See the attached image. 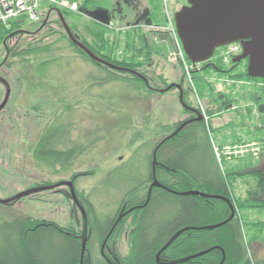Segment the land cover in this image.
<instances>
[{
	"label": "rangeland",
	"instance_id": "obj_1",
	"mask_svg": "<svg viewBox=\"0 0 264 264\" xmlns=\"http://www.w3.org/2000/svg\"><path fill=\"white\" fill-rule=\"evenodd\" d=\"M184 3L185 0H166L163 6L162 1H157V24L167 26L164 8L166 17L173 22L174 13ZM66 21L89 46L97 42L90 30L109 38L105 49L101 50L112 53L113 59L127 60L135 54V49L142 46L138 32L130 36L121 34L120 29L125 25L120 28L119 21H114L109 30L81 14L72 13ZM41 28L39 23L23 21V33L20 35L13 33L5 38L0 31V65L7 62L4 73L11 86L9 101L0 112V198L8 199L37 186H55L78 174L75 185L86 205L88 229L92 230L86 256L92 264H108L102 253L104 242L97 233H93L94 222L114 219L120 203L127 196L146 198L149 188L146 183L149 174L147 158L161 136L170 132L173 124L183 117L184 111L176 88L159 94L147 90L144 83L130 76L119 80L121 78L115 73L108 74V70L76 52L65 29L56 22L44 30ZM162 30L171 34L166 29ZM172 41L176 43L175 39ZM48 45L49 51L36 50ZM219 50L215 56L219 55ZM160 51V55L165 52L164 48ZM160 55L152 57L155 67L148 69V73L158 88L166 90L171 86L167 84L178 82L180 71L185 73V69L177 48L169 59ZM53 59L57 60L51 62ZM177 64L180 65L177 67ZM109 76L116 80L104 82ZM194 83L199 96L204 99V88L198 80L194 79ZM230 84L227 93L233 90L237 96L248 94V89L239 81ZM5 94V86L0 83V104ZM245 105V102L240 104L242 107ZM49 131L62 133L57 147L67 150L76 147L80 151H76L63 165H45L36 158V149L40 138ZM209 132L212 131L209 129ZM251 148L259 155L244 151L246 159L243 161L261 157L263 148L258 142ZM262 155L261 166H264ZM200 157L198 163L205 171L215 170L209 156L202 154ZM238 163L239 160L235 161ZM219 167L228 169V162L219 163ZM242 167L235 166L237 171ZM254 184L252 182L251 186ZM62 186L23 198L9 206L0 204V223L9 216L22 215L37 221L54 222L81 236L83 216L78 210L79 224L73 215V200L59 193ZM244 189L241 186L240 192L243 193ZM132 190L137 193L131 194ZM168 211L169 208L164 206L155 216L164 217ZM242 213L245 221L249 218L256 221L264 219V210L251 209ZM134 215L127 218L123 231L109 240L110 244L116 243L122 256L129 253ZM255 250L259 258H264V242L258 243Z\"/></svg>",
	"mask_w": 264,
	"mask_h": 264
},
{
	"label": "trees",
	"instance_id": "obj_2",
	"mask_svg": "<svg viewBox=\"0 0 264 264\" xmlns=\"http://www.w3.org/2000/svg\"><path fill=\"white\" fill-rule=\"evenodd\" d=\"M71 1L78 2L81 6L93 0ZM148 1L154 6L152 10H155V14L158 9L157 1H162L163 6L165 5L164 0ZM52 8L53 6L46 8L45 17L39 24L42 25L45 22ZM163 14L166 18L165 8ZM23 21L25 20L13 21L8 30L0 25V31L5 38L13 33L20 35L23 33L21 31ZM59 25L64 27L61 23ZM47 27L48 24L41 29L44 30ZM89 33L96 38L95 45L89 46L85 41L82 40V42L92 49L96 47L105 49L109 38L105 39L101 33L100 35L95 34L93 30ZM170 36L172 38L171 34ZM70 42L76 52L85 55L72 41ZM49 47L50 45L36 50L49 51ZM9 51L12 52L10 49ZM110 55L112 57L107 54L103 55V58L110 63L128 66L126 63L113 59L112 54ZM218 58L223 61L220 56ZM56 60L53 59L51 62ZM260 131H262L261 128ZM204 133L206 135L204 142L196 135V132H193L192 139L182 141L176 148L172 146L171 139L162 144L157 150V159L162 163V167L156 170V176L161 184L173 191H199L210 197L181 196L164 189H154L149 205L143 211L134 213L135 224L130 232L128 255L122 256L115 242L110 244L109 241L105 245L103 255H106L110 262L115 261V264H165L209 251L179 264H221L224 258L223 264H264V258H259L255 250L258 243L264 242V219L256 221L249 218L245 221L242 213V211L248 212L251 209L264 210V166H261L264 137L257 141L263 148L261 157L254 159L248 157L249 161H243L246 159V151L250 153L254 150L251 146L224 149L218 144L215 145L214 140L211 141L213 136L211 135L212 138H210L206 129ZM61 134L49 131L40 138L36 158L45 165L52 167L63 165L71 160L76 151H80L76 148L67 150L57 147ZM82 150L85 152V149ZM154 151L153 149L147 158L149 161L148 178L153 176L151 163ZM202 154L209 156L215 170L208 172L203 169V166L201 167L202 164L198 163V159H201ZM252 154L259 155L255 151H252ZM238 160L240 163L235 164ZM224 161L228 162L229 168L221 170L219 163L223 164ZM237 165L243 167L237 171L235 168ZM252 182L255 183L253 187ZM146 183H149V180ZM241 186L245 188L243 193L240 192ZM130 193L137 192L132 190ZM125 201H127L128 208L138 202V199L127 196ZM164 206L169 208L167 215L157 218V213L161 212ZM232 210L235 213L233 220L214 230L204 229L226 221L232 215ZM126 220L125 218L116 226L109 239L123 231ZM115 222V219L96 220L92 227L93 233H97L104 242ZM185 228L189 230L180 235L161 254L158 262L159 251L178 231ZM79 237L76 231L64 229L51 221H37L22 215L9 216L0 223V264H81L82 241ZM106 262L112 264L107 260ZM83 264H92L88 256H85Z\"/></svg>",
	"mask_w": 264,
	"mask_h": 264
},
{
	"label": "flooded vegetation",
	"instance_id": "obj_3",
	"mask_svg": "<svg viewBox=\"0 0 264 264\" xmlns=\"http://www.w3.org/2000/svg\"><path fill=\"white\" fill-rule=\"evenodd\" d=\"M184 5H187L186 0L183 6ZM82 6L89 8L90 10L102 8L108 11L111 23L109 26L101 24L102 26L110 29L114 21H119L121 24L119 26L120 28L125 25V27H123L124 29H120L123 36L134 35V33L138 32L140 35L138 40L142 41V46H140V48L138 49H135V54H132L129 59H117V61L126 63L128 64V66L111 63L114 66L122 68L123 70L111 68L110 66L103 65L98 62H95V64L105 70H108L107 72L110 75H114L113 73H115L116 77L119 76L121 78L119 80H122L125 76H130L135 81L144 83L147 90L161 94L162 88H158L157 85L153 82V78L148 73V69L155 67V63L153 62L154 59L152 57L160 55L161 48H164L165 52L159 57L165 56L166 59H169L174 49H176V46L171 39L170 33L161 30L162 27L157 24L155 10H152L154 6L151 5L148 0H93L88 4L83 3L81 7ZM54 9L56 8L53 7L49 11L50 16L47 22L48 27L52 24L55 25V22L58 24V26H60V23L63 25L59 15L55 12ZM147 10H150V14L154 23L152 27H148L145 25V22L148 18ZM70 14L72 13L68 11L63 13L65 20L68 19V16ZM73 14L78 15L80 13ZM53 16L55 18L57 16L58 19L53 18ZM167 19L169 18L166 17V20ZM73 33L80 37L77 32ZM235 45L238 47V52L236 55L231 56L227 61H221L218 58L220 54L227 49V47L220 48L218 56L214 55L211 60L204 63L194 65L187 59L191 66L189 74H186V72L184 73V71L181 70V75L178 78V82L167 84L173 85L172 88H176V90L178 91V100L180 106L184 111V115L181 119L173 124L170 132L161 136L159 141L155 144L154 150H158V148H160L162 144L170 139L172 140V146L176 148L182 143V141H189L190 139H192L191 134L193 132H196V135H198V137H200L204 142L206 140L204 129H206L208 133L213 136L214 143L220 145L224 149L252 146L257 144L259 138H263L264 78H255L248 75V57L235 61L244 54V50L241 44L235 43ZM78 49L81 50L80 48ZM89 49L101 58H103V55L107 54L112 57L110 53H104L105 51L101 50L98 47H96L95 49ZM6 63L7 62L3 63V65H0V76L4 77V79H7L4 73V68L7 65ZM179 65L180 64H177L176 66L178 67ZM130 71H135L139 75L132 74ZM210 75H212L213 77L210 78ZM156 77L159 78L158 75H156ZM194 79L198 80L200 86L204 88V99L199 96L196 90L197 88L194 85ZM115 80L116 78H111L109 76L103 81L110 83L114 82ZM236 80L239 81L240 84H242V87L248 89V94H241L240 96H237L235 94L236 92H234L233 90L227 93V86L232 85L230 83ZM177 85H181V89L177 88ZM234 85L237 86V84ZM217 86L220 87L218 88L219 90L216 89ZM199 100L202 101V103H200ZM243 102L246 103L244 107L240 106V104ZM214 124H216V126ZM260 128L262 129V131H260ZM209 129L212 132H209ZM157 161L158 164L154 166L152 158L151 170L153 176L151 178H147L149 180V188L146 198L138 199V202L134 203L133 206L128 208L127 201H125L126 199H123V201L120 203L117 214L115 215V220L118 219L122 212H126L131 208H134L133 212L125 216L121 221H123L125 218L127 219V217L131 215H134L136 211H143L149 205L153 197V190L160 189L156 187L152 189L150 201L145 206L148 200V195L152 183L155 179H157L156 170L162 167V163L158 159ZM77 176L78 174L72 176L69 180H65L62 182L73 184L76 195L78 197V201L84 208V206L86 207L85 202L80 198L75 185L78 178ZM62 188L63 189L59 188V193L72 200L70 186L65 184L62 186ZM78 210L81 212L78 206L76 208L73 207V215L76 217L78 223L81 224L78 219ZM88 231L90 232V240L92 235L91 228H89ZM109 240L107 241V243L109 242ZM103 256L109 263L115 264V261L110 262L106 255Z\"/></svg>",
	"mask_w": 264,
	"mask_h": 264
},
{
	"label": "water",
	"instance_id": "obj_4",
	"mask_svg": "<svg viewBox=\"0 0 264 264\" xmlns=\"http://www.w3.org/2000/svg\"><path fill=\"white\" fill-rule=\"evenodd\" d=\"M187 5H184L180 10L176 11L173 16L174 26L182 45V49L189 60L194 65L199 63H204L211 60L216 51L220 48L229 46L231 44L240 43L243 47L244 54L236 59L238 61L242 58H249L248 75L255 78H264V0H186ZM59 15L64 29L68 34L69 39L80 48L92 61L98 62L103 65L110 66L111 68H116L123 70L120 67L114 66L105 59L96 55L92 50L88 48L80 39L78 35H75L67 21L64 18L62 11L58 8L54 9ZM80 13L87 16L93 21L109 26L111 19L108 15V11L98 8L95 10H90L86 7H80ZM147 20L145 25L152 27L154 25L150 10H147ZM50 12L48 13L45 22L42 27L47 24L49 20ZM169 23V19L166 20ZM132 74L139 75L135 71H130ZM0 83L5 86L6 94L3 102L0 104V112L6 107L10 95L11 86L6 79L0 76ZM173 85L169 86L166 90H161L162 92L170 90ZM177 88L181 89V85H177ZM157 161V149L153 154V165L156 166ZM69 185L72 195V200L74 202V207L80 208L83 216V234L79 237L82 241L81 249V264H83L84 258L87 254V243L90 237V232L88 231V216L84 208L80 205L78 197L76 195L75 189L72 183H61L58 185H46L39 186L22 191L11 198L1 199L0 204L4 206H9L23 198L42 193L45 191L53 190L58 186ZM160 188L170 193L181 195V196H202L210 197L199 191H187V192H176L173 191L163 184H161L157 179L154 180L149 191L148 200L145 206L149 203L151 198L152 189ZM134 208L122 212L115 222V225L107 238L105 239L102 247V253H104V247L112 235L116 226L121 222V220L133 212ZM235 213L232 210V215L224 222L210 225L204 229L214 230L219 227L224 226L228 222L234 219ZM189 228L182 229L178 231L159 251L157 254V261L161 259V254L167 250L172 243ZM209 251H204L194 256H189L184 259L175 260L167 262L165 264H179L187 262L195 257L206 254ZM223 259L222 263L224 262Z\"/></svg>",
	"mask_w": 264,
	"mask_h": 264
},
{
	"label": "built area",
	"instance_id": "obj_5",
	"mask_svg": "<svg viewBox=\"0 0 264 264\" xmlns=\"http://www.w3.org/2000/svg\"><path fill=\"white\" fill-rule=\"evenodd\" d=\"M166 1V0H164ZM53 6L70 13H80V4L71 0H0V25L10 28L15 20H25L29 23H41L46 14V8ZM81 14V13H80ZM170 21V20H169ZM175 39V46L181 55V61L186 74H189L190 63L182 49L174 24L170 21L166 27ZM227 49L220 54V58L227 61L231 56L236 55L238 47L235 44L226 46Z\"/></svg>",
	"mask_w": 264,
	"mask_h": 264
}]
</instances>
